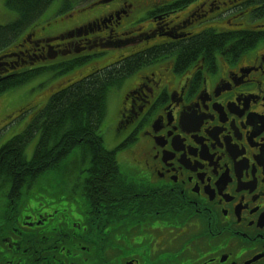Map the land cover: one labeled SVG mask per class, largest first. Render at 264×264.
<instances>
[{"label":"flooded vegetation","instance_id":"obj_1","mask_svg":"<svg viewBox=\"0 0 264 264\" xmlns=\"http://www.w3.org/2000/svg\"><path fill=\"white\" fill-rule=\"evenodd\" d=\"M124 1L80 28L68 25L76 16L72 0H60L0 58L27 47L37 56L35 63L46 65L106 53L95 48L98 44L114 47L138 44L144 34L155 37L158 24L153 20V29L143 33L132 3ZM213 4L206 0L179 24L197 25L198 13L209 16L219 9L230 18L251 13L263 22L247 32H262L263 38L243 53L221 49L218 38L212 52L201 47L177 63L171 54L167 67L142 71L123 91L114 130L128 142L132 162L124 165L126 180L137 186L122 198L123 220L111 214L120 194H52L38 185L20 196L3 190L0 264H264V0ZM102 31L104 37H95ZM198 34H189L185 43L203 40ZM163 45L130 48L92 67L119 64L117 71L126 67L118 71L123 73ZM226 52L232 57L225 59ZM7 60L0 61V77L6 79L32 65L6 70ZM139 95L144 99L135 106Z\"/></svg>","mask_w":264,"mask_h":264},{"label":"trees","instance_id":"obj_2","mask_svg":"<svg viewBox=\"0 0 264 264\" xmlns=\"http://www.w3.org/2000/svg\"><path fill=\"white\" fill-rule=\"evenodd\" d=\"M51 0H7L8 9L17 12V21L0 27V47L11 40L24 26L41 14ZM193 39L182 48L183 58L187 60L199 48H211L214 41ZM136 59L130 61L133 66ZM122 65L119 70H125ZM110 69L105 74L94 75L86 80L72 84L54 93L44 109L26 129L12 138L0 149V178L11 192L21 194L23 185L51 169H58L61 160L78 150L82 158H88V172L92 176H106L115 166L113 154L101 146L97 128L105 114V80L117 72ZM19 80L0 87V93L16 86ZM39 133L37 144L29 161L24 157L26 144ZM105 170V171H103Z\"/></svg>","mask_w":264,"mask_h":264},{"label":"rangeland","instance_id":"obj_3","mask_svg":"<svg viewBox=\"0 0 264 264\" xmlns=\"http://www.w3.org/2000/svg\"><path fill=\"white\" fill-rule=\"evenodd\" d=\"M59 1L60 0H54L49 8H46L42 14L36 16L30 22L29 26L35 25L37 22L42 21L47 16H49L51 12L54 11L52 8L56 6L59 3ZM173 1H177V0H173ZM199 1L200 0H192L190 3H197ZM4 2L5 0H0V25H4L8 22L9 25H11L15 21H17L14 20L16 17L15 14L16 10L14 12L12 10L7 9ZM131 3L134 6L132 1ZM85 4H86L85 2H82L80 5L84 6ZM137 5L138 3L135 5V7ZM113 7L114 6L104 8V10L98 9V7L87 9L85 10V12H80L78 15H76L73 21L71 23H68V25L69 26L80 25V28H82L83 24L87 25L88 23H91L92 21H94V18H96L100 13L104 12L106 9H112ZM146 10L147 9L145 6L139 7L136 10V14L141 16L140 20L142 22H144L147 19L148 13H145ZM219 19L222 22L223 20H225V18L223 17L221 18L219 17ZM234 29H238V28H234ZM240 29L245 30L246 28L241 27ZM79 30L81 31V29ZM79 36H83L82 31ZM104 36L105 33L103 31L95 35V37H104ZM10 45L11 44L6 43L7 48ZM127 46L128 45H124L123 47L117 50H112L111 52H108L106 55L100 56V59L104 57H110L118 53H123V51L127 48ZM2 48L3 46L0 47V50ZM25 50H28L27 52L30 56L33 54V52H31L30 49H27V47H25ZM25 50L23 49L21 50V52L24 55H27ZM98 58L99 57H93L92 59L83 61L81 65L85 67L89 64H92ZM82 59L83 58H81L80 60ZM108 59H112V58H108ZM104 60L105 59H102V61ZM59 62L60 61H55L46 64V65H51L48 68H43L41 62L35 63L33 67H30L32 68V70L35 69L33 72H31L32 74L31 77H29L28 79H26L23 76L19 78H15L12 82H15L16 80H19L21 82H19L15 87H12L0 93V147L3 146L12 137L20 133L27 126V124L30 122L32 117L40 109H42V107L45 105L47 101L46 98H48V96L51 93H54V91L51 92L52 88L58 89L60 87H64L68 84H71L72 82H75L76 80L79 79L76 77V75H74V70L77 69V71L80 72L83 68L80 67L81 65L78 63V60H74L71 57H68L64 62V65H62L61 67L57 66ZM86 69L89 70V66ZM139 78H140L139 73H134L125 80L124 84L121 87L113 88L109 90L108 98H107L106 114L99 125V134L102 138L103 146L109 150L116 149L115 146L117 144V138L113 128V123H114L113 110L116 108L118 104V97L122 94L124 89L131 87L133 84H136L139 81ZM111 80L113 79L111 78ZM106 82L108 83V81H105L104 83L105 85ZM0 87H3V85H0ZM135 105H137L136 100H135ZM19 113L20 115L17 116ZM37 141H38V135H35L33 139H31L24 148V156L27 160L31 159ZM116 159L118 163L119 161L126 160L127 152L125 150L116 152ZM68 160L70 159L68 158ZM43 176L49 178L50 181L58 182V180H63L69 177L70 173H63L62 171L50 170L42 174L41 177Z\"/></svg>","mask_w":264,"mask_h":264}]
</instances>
